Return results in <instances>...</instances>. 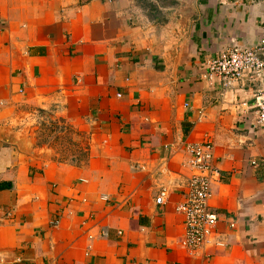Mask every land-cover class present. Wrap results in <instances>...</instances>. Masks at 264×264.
I'll use <instances>...</instances> for the list:
<instances>
[{
  "label": "crops",
  "instance_id": "obj_1",
  "mask_svg": "<svg viewBox=\"0 0 264 264\" xmlns=\"http://www.w3.org/2000/svg\"><path fill=\"white\" fill-rule=\"evenodd\" d=\"M263 35L264 0H0V264H264L258 85L207 69ZM54 120L86 160L37 143ZM205 142L219 222L192 251L177 207Z\"/></svg>",
  "mask_w": 264,
  "mask_h": 264
},
{
  "label": "built area",
  "instance_id": "obj_2",
  "mask_svg": "<svg viewBox=\"0 0 264 264\" xmlns=\"http://www.w3.org/2000/svg\"><path fill=\"white\" fill-rule=\"evenodd\" d=\"M212 79L218 78L228 87L236 82L249 80L258 85L255 126H264V35L253 47L234 45L207 64ZM190 166L194 170L190 178L185 200L177 210L185 217L183 245L196 251L211 243L217 234L218 217L210 208L213 182L219 170L213 163L214 145L211 142L188 145ZM167 189H162L157 203L163 204ZM217 245L222 243L217 242Z\"/></svg>",
  "mask_w": 264,
  "mask_h": 264
},
{
  "label": "rangeland",
  "instance_id": "obj_3",
  "mask_svg": "<svg viewBox=\"0 0 264 264\" xmlns=\"http://www.w3.org/2000/svg\"><path fill=\"white\" fill-rule=\"evenodd\" d=\"M33 132L36 134L37 143L52 145L58 158L64 157L74 163L86 160L87 154L84 150V142L78 138V135L69 132L63 122L54 120L47 123L44 121L37 127L35 125Z\"/></svg>",
  "mask_w": 264,
  "mask_h": 264
}]
</instances>
